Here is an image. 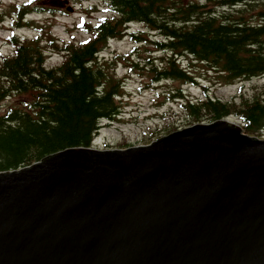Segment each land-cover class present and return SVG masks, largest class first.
Wrapping results in <instances>:
<instances>
[{
  "label": "water",
  "instance_id": "1",
  "mask_svg": "<svg viewBox=\"0 0 264 264\" xmlns=\"http://www.w3.org/2000/svg\"><path fill=\"white\" fill-rule=\"evenodd\" d=\"M0 264H264V139L216 120L0 171Z\"/></svg>",
  "mask_w": 264,
  "mask_h": 264
},
{
  "label": "trees",
  "instance_id": "2",
  "mask_svg": "<svg viewBox=\"0 0 264 264\" xmlns=\"http://www.w3.org/2000/svg\"><path fill=\"white\" fill-rule=\"evenodd\" d=\"M103 1L116 16L93 26L94 36L84 44L64 46L66 57L58 67L44 66L38 37L24 41L11 37L14 51L0 62V101L10 93L31 94L33 100L29 108L13 107L0 114V171L28 165L66 147L88 146L98 121L118 113L114 98L119 86L95 59L107 38L126 33L128 22H141L162 36L154 41L144 32L129 33L136 42L170 52L161 58L160 69L152 65L154 80L194 82L176 62L183 53L220 71L227 80L264 74V3L258 2L262 0ZM215 5L232 9L219 13ZM255 17L263 21L254 22ZM183 107L196 122L232 114L242 120L248 134L260 135L264 128V94L231 101L188 100Z\"/></svg>",
  "mask_w": 264,
  "mask_h": 264
},
{
  "label": "rangeland",
  "instance_id": "3",
  "mask_svg": "<svg viewBox=\"0 0 264 264\" xmlns=\"http://www.w3.org/2000/svg\"><path fill=\"white\" fill-rule=\"evenodd\" d=\"M15 1L28 2L31 5L30 13L27 14L31 23L16 29L19 36H33L42 28L49 29L57 39L82 41L88 36V33L79 26L82 17L96 22L102 16L113 14L104 2L98 0H83L81 2L70 0L69 4L74 7L72 11L63 8L41 12L37 10L41 7L36 0H0L2 16L0 21V55L9 54L13 50L8 37L12 29L11 13L16 10V7L12 6ZM224 9L225 7H216L218 12H222ZM262 18L264 19V17ZM19 22L17 23L19 24ZM142 27L139 23L129 25V28L133 30H139ZM150 35L151 38H157L154 34ZM132 46L128 37L120 40L110 39L99 52V63L105 67V71H111L116 78L122 79L123 88L121 98L118 100L122 117L111 124L103 121V125L93 140L92 146L94 147L144 144L166 132L164 131L166 124L186 126L188 121L178 101L168 99V95L176 92L179 87L182 88L184 95L194 99L204 97L202 84L206 86L209 96L223 100L240 94L251 96L255 92H264V75L225 83L217 72L208 70L199 63L191 64L185 56H182L181 65L194 75L199 76L197 77L198 83L183 84L174 79L152 82L149 66L153 62L160 67L159 58L163 52L154 51L152 45L146 47L139 45L137 50L131 52ZM127 52H131L129 58H115L116 54H127ZM61 60L62 57L59 53L47 51L46 63L48 66L59 64ZM24 100L25 97L18 94L7 96L0 103V113L12 106L23 105ZM230 119L238 120L235 117H230ZM261 135L264 137V129Z\"/></svg>",
  "mask_w": 264,
  "mask_h": 264
},
{
  "label": "bare ground",
  "instance_id": "4",
  "mask_svg": "<svg viewBox=\"0 0 264 264\" xmlns=\"http://www.w3.org/2000/svg\"><path fill=\"white\" fill-rule=\"evenodd\" d=\"M61 151H63V150H59V151H56V152H54V153H58V152H61Z\"/></svg>",
  "mask_w": 264,
  "mask_h": 264
}]
</instances>
